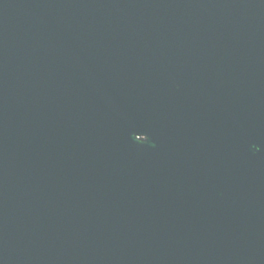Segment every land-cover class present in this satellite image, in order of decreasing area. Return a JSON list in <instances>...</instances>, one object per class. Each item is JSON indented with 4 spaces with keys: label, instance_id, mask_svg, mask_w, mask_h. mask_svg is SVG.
Returning <instances> with one entry per match:
<instances>
[{
    "label": "water",
    "instance_id": "1",
    "mask_svg": "<svg viewBox=\"0 0 264 264\" xmlns=\"http://www.w3.org/2000/svg\"><path fill=\"white\" fill-rule=\"evenodd\" d=\"M0 264H264V0H0Z\"/></svg>",
    "mask_w": 264,
    "mask_h": 264
},
{
    "label": "snow or ice",
    "instance_id": "2",
    "mask_svg": "<svg viewBox=\"0 0 264 264\" xmlns=\"http://www.w3.org/2000/svg\"><path fill=\"white\" fill-rule=\"evenodd\" d=\"M138 139H139V137H138Z\"/></svg>",
    "mask_w": 264,
    "mask_h": 264
}]
</instances>
